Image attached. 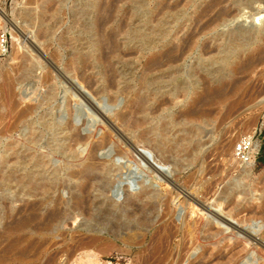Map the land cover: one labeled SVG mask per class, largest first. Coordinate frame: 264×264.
Masks as SVG:
<instances>
[{
	"label": "rangeland",
	"instance_id": "374dc122",
	"mask_svg": "<svg viewBox=\"0 0 264 264\" xmlns=\"http://www.w3.org/2000/svg\"><path fill=\"white\" fill-rule=\"evenodd\" d=\"M210 1L0 0V264L263 263L254 238H264V0H225L217 11L230 9L228 26L198 34L195 18ZM145 16L169 23L132 27ZM242 24L251 30L240 34ZM121 28L115 50L105 33ZM162 32L166 46L147 53ZM171 48L176 76L150 70ZM149 70L160 78L144 84ZM162 81L173 94L151 113L160 100L150 90ZM195 83L194 98L205 87L225 95L200 106L208 114L185 117ZM102 115L111 125L97 123ZM145 131L165 139L162 151ZM255 131L260 154L242 164L236 143ZM94 145L105 169L82 191L72 172ZM169 202L173 228L152 229ZM64 208L49 229H33ZM26 217L32 230L19 227Z\"/></svg>",
	"mask_w": 264,
	"mask_h": 264
},
{
	"label": "bare ground",
	"instance_id": "6f19581e",
	"mask_svg": "<svg viewBox=\"0 0 264 264\" xmlns=\"http://www.w3.org/2000/svg\"><path fill=\"white\" fill-rule=\"evenodd\" d=\"M224 1L225 0H211L210 1V3L205 7V9L202 11V13L201 14H199L195 19V22L197 21V25L199 24L200 25V27H199V32H198V34H200V33H202V31L203 30H207V28L208 27H210V26H212V25H217V26H228V22L227 21H229L230 20V18H229V16L231 15V13H230V9L229 8H225V7H223V8H220L218 11H217V9H218V7L221 5V4H223L224 3ZM215 12V14L212 16L211 14L212 13H214ZM146 17V19L145 20H142V21H140V22H136V21H132V24L131 25H133L132 27H136V28H138V27H141V26H143L142 24L144 23L146 26H148L149 27V29H152V28H154L155 27V25L157 26H159L160 28H165V26H166V24L167 23H169V22H167L166 20H161V19H158L157 17H151L150 18V16H145ZM112 19V17H108V18H105V19H102L101 20V22H99L100 23V25H98L99 27L98 28H100V30H105L106 28H109V27H111V20ZM205 19H207L206 20V22L205 23H203L202 25L200 24L203 20H205ZM229 19V20H228ZM258 19H260V18H258ZM231 21V20H230ZM229 21V22H230ZM258 21V20H257ZM260 22V21H259ZM153 23H155V25L153 24ZM226 23H228V24H226ZM144 25V26H145ZM258 24H257V22L256 23H254V26L253 27H251L252 28V30L254 31V32H258L259 31V27L257 26ZM213 27V26H212ZM211 27V28H212ZM238 27H239V29H241V30H239L238 29ZM237 27V30L240 32H243V33H245V32H247L250 28H248V26L246 25V24H242V26L240 27V26H238ZM135 28V29H136ZM142 28V27H141ZM146 28V27H145ZM248 28V29H247ZM209 29V28H208ZM138 30V29H137ZM165 30H167V28L165 29ZM236 30V29H235ZM251 30V29H250ZM252 31V32H253ZM234 32V31H233ZM237 31H235V33H236ZM238 32V33H239ZM241 32H240V34H241ZM104 33V32H103ZM122 33H123V28H121V29H119L117 32H114V33H105L106 35H108V39H110V42H111V44L112 45H114V48H116L115 50H117V48H118V45L121 43L120 41H122L121 39L122 38H119L118 40L116 39V37H118V36H120V35H122ZM163 34L161 35V37L158 39V40H156L155 38H154V40L152 41V42H154V43H150L149 45H148V47L146 46V48L145 49H148V51H147V53H150V52H154V51H157V50H160V49H163L166 45V41L168 40L167 39V35H166V32H162ZM165 33V34H164ZM194 36H196V35H194ZM104 37V36H103ZM193 37V36H192ZM107 38V37H106ZM101 40L100 41H97V44L98 45H100V44H102V38H100ZM167 39V40H166ZM192 41H193V39H192ZM125 43H127V41L125 42ZM192 43V42H191ZM128 44V43H127ZM190 46H191V44H190ZM193 46V45H192ZM191 46V47H192ZM208 47V46H207ZM188 48H190V47H188ZM144 49V50H145ZM180 50V49H179ZM173 48H171V49H169V50H167L166 52H165V54L163 55V56H161L160 58H158L157 60H155V61H153L152 63H151V66H152V68L150 69V70H159L160 68H163L164 66H167V68H165L164 70L165 71H163V73L165 74L166 72L167 73H170V74H172V77L173 76H176V75H173L174 73H176L178 70H179V67H178V65H176V62L178 61V60H180L179 59V56H177V55H174L173 54ZM180 53H182V52H180ZM247 67V66H246ZM150 70H149V72L147 73V75L143 78V82H144V84H150L151 82H157V80H159V78H160V76H159V74H158V72H155V73H150ZM171 81H172V79H171ZM211 81H213V82H215V84H218V83H220V81H217L216 82V80L213 78V79H211ZM117 83H118V85H120V81L118 82L117 81ZM158 84H162L161 86H159L160 88H157V89H155V90H150V95L152 96H154V97H156L158 100H160V98L161 97H164V96H167V95H169V96H172V92H171V89H165V90H161V88L162 87H168V84H167V81H162V82H158ZM199 83H195V87H194V91H192L191 93H190V96L189 97H187V100H189V101H191V102H193V104H194V107H192V108H190V109H188L186 112H185V114H184V116L185 117H190V118H198V117H202L203 115H206V114H208V110L207 109H203V108H201L200 106L202 105L203 106V104H210V103H213L216 99H218V100H220V99H223L224 97V95L225 94H223L224 92H222V94L220 93L221 91H215V90H213V89H211V88H209V87H205L204 89H203V91H204V95H200V96H198V97H196V98H194V96L193 95H197L198 93H197V91L196 90H198L199 89V85H198ZM98 88V87H97ZM99 88L101 89V90H104L105 88H106V86L105 85H103V83L102 84H100L99 85ZM222 97V98H221ZM194 98V99H193ZM168 102V100L167 99H164V98H162L161 100H160V104H159V106L153 111V112H151V113H155V112H157V111H159V110H166L167 108H165L164 107V105H166V103ZM150 112V111H149ZM149 112H147V113H145V114H147V115H145L144 117L145 118H149L150 116H148V114H149ZM150 113V114H151ZM118 117V116H117ZM127 117L128 116H125V115H121V116H119L118 117V119L123 123V126H125L128 122H129V120H127ZM96 120H98L97 121V123H104L105 125H106V123H109L110 125H111V120H110V117L109 116H105V115H102L101 116V119L99 120V119H96ZM140 119H137L136 120V122H134L135 124H139L140 123ZM108 124V125H109ZM99 125L100 124H98V126L97 127H99ZM108 125H106V126H108ZM112 127V126H111ZM100 129H101V127H99ZM98 128V129H99ZM97 129V130H98ZM99 129V131H102V130H100ZM114 129H116V128H114ZM92 132L94 131V130H91ZM90 131V132H91ZM99 131H96L97 133L99 132ZM165 131V130H164ZM91 132V133H92ZM100 133V132H99ZM102 133V132H101ZM93 134V133H92ZM143 136L144 137H147L148 139H151L152 141H153V145H154V147L155 148H157V149H159L160 151H162V149L164 148V145H165V139L164 138H162V139H159V138H157V137H150L151 135H150V133H149V131H145L144 132V134H143ZM73 137H75V139H76V141L77 142H80V143H82L83 141H86L87 139H88V137H83L82 135H76V134H74L73 135ZM107 137V136H106ZM106 137H105V139L104 140H106ZM126 138V137H125ZM74 140V139H73ZM107 141V140H106ZM128 142V141H127ZM106 143V142H105ZM104 143V144H105ZM128 146V145H127ZM98 148H99V146L98 145H94V146H91V151H89L90 152V155H89V157L88 158H86V159H84L83 160V162H82V169L79 171V172H72L73 173V176L74 177H78V178H80L81 179V181H82V183H81V189H82V191H87L88 189H91V188H93V187H96L95 186V183H94V181H95V179L97 178V175H100V172H97L96 173V175L95 176H91L90 175V172L91 171H93L94 169L96 170V169H99L100 167H101V169H105V164H103L102 166H98V162L96 163V158H95V155H96V153H97V150H98ZM100 150V149H99ZM141 155V154H140ZM83 156V155H82ZM97 157V156H96ZM97 159H98V157H97ZM80 160V159H79ZM80 166V165H79ZM110 167V166H109ZM154 169H157V168H155L154 167ZM102 171V170H101ZM72 173H70V174H72ZM161 173V172H160ZM180 169H179V171L177 172V175H176V178H179L180 177ZM169 179V178H168ZM175 180V179H174ZM172 181V180H171ZM44 188H47V185H45L44 186ZM177 191V190H176ZM185 193V192H184ZM88 196V195H87ZM149 197V196H148ZM151 199V198H150ZM189 201V200H188ZM45 201L43 200L42 201V203L41 204H43ZM208 204V203H207ZM207 204H206V206H207ZM197 205V204H196ZM204 205V204H203ZM170 206V207H169ZM77 207L79 208V209H83L84 208V206H83V202H78L77 203ZM178 207V206H177ZM176 207V208H177ZM208 207V206H207ZM196 208V207H195ZM194 208V209H195ZM197 208H198V206H197ZM179 210H181V209H179ZM193 210V209H192ZM198 210V209H197ZM176 211L177 210H175V212H174V210H173V208H171V203L169 202V204H168V206L164 209V211H163V213L162 214H160L159 216H158V220L157 221H155L156 222V225L152 228V229H159V232H169L172 228H173V226H172V223L174 222L173 220H174V217H176V215H175V213H176ZM183 212V211H182ZM193 213H195V211H192ZM65 213H66V210H65V208L64 209H59V210H57V211H55V212H53L52 214H49L48 215V221H46L45 223H43V224H41V225H39L37 228H33V229H35V230H41V231H45V230H47V229H49L50 227H51V225L53 224V222L54 221H56V220H58V219H60V217H62V216H64L65 215ZM136 214V213H135ZM135 214H133V216H135ZM207 214V213H206ZM209 215V214H208ZM176 220V219H175ZM137 221L139 222V223H145V224H147V222H149V219H147L146 217H144V216H142V217H139L138 219H137ZM150 221H152V220H150ZM31 220L29 219V218H24V219H22V221H20V225H19V227L21 228V229H28V230H32V228H30L31 226ZM52 223V224H51ZM239 230V229H238ZM158 232V233H159ZM158 235V234H157ZM251 235V234H250ZM259 236H260V234H259ZM262 236V235H261ZM245 237V236H244ZM251 237V236H250ZM252 238V237H251ZM253 239V238H252ZM254 240H256L257 242L256 243H260V245H262V247H264V238H263V236L262 237H255L254 238ZM258 245V244H257ZM262 249V248H261ZM259 253V252H258ZM155 254V253H154ZM262 255V254H261ZM260 255V256H261ZM264 255V254H263ZM262 255V257L260 258V259H264V256ZM259 256V257H260ZM162 258V257H161ZM184 262V261H183ZM257 262V261H256ZM259 263H260V261H259ZM244 264V263H243ZM261 264H264V260H263V263H261Z\"/></svg>",
	"mask_w": 264,
	"mask_h": 264
},
{
	"label": "built area",
	"instance_id": "2783aa9c",
	"mask_svg": "<svg viewBox=\"0 0 264 264\" xmlns=\"http://www.w3.org/2000/svg\"><path fill=\"white\" fill-rule=\"evenodd\" d=\"M2 46L7 44V38L5 34L1 36ZM260 144L256 139V131L252 135H247L241 138L235 146L234 155L235 158L242 164L256 163L260 154Z\"/></svg>",
	"mask_w": 264,
	"mask_h": 264
}]
</instances>
